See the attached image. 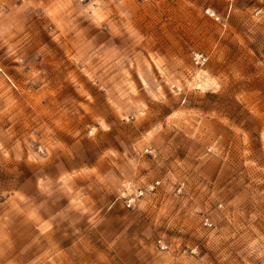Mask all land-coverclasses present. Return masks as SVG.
<instances>
[{
	"label": "rangeland",
	"instance_id": "1",
	"mask_svg": "<svg viewBox=\"0 0 264 264\" xmlns=\"http://www.w3.org/2000/svg\"><path fill=\"white\" fill-rule=\"evenodd\" d=\"M72 2L108 40L3 75L0 264H264V0Z\"/></svg>",
	"mask_w": 264,
	"mask_h": 264
},
{
	"label": "crops",
	"instance_id": "2",
	"mask_svg": "<svg viewBox=\"0 0 264 264\" xmlns=\"http://www.w3.org/2000/svg\"><path fill=\"white\" fill-rule=\"evenodd\" d=\"M50 1L0 0V94L4 95L1 89L6 86L9 93L12 89L5 82L4 74L13 79L17 72L25 76L34 72L46 73L43 77L45 80L40 78L39 88L34 91L27 88L29 80L12 81L17 93L12 94V98L6 96L5 103L18 100L32 105L31 96L34 103L51 99L57 81H47L48 73L53 70L49 67L62 63L60 58L63 56L73 63L74 52L80 45L95 47L100 38L108 40L109 34L101 29L105 17H94L93 13L87 21L86 17L75 15L74 2L69 5L70 0ZM48 55L59 56H55L52 63L47 60ZM35 93L37 95L33 96ZM127 184H130L129 181Z\"/></svg>",
	"mask_w": 264,
	"mask_h": 264
},
{
	"label": "built area",
	"instance_id": "3",
	"mask_svg": "<svg viewBox=\"0 0 264 264\" xmlns=\"http://www.w3.org/2000/svg\"><path fill=\"white\" fill-rule=\"evenodd\" d=\"M205 12L207 14H209L210 16H213L216 19H218V16L215 15V12L212 11L210 8H207ZM256 13H258V12H256ZM192 59L196 65H202L206 61V56L201 52H195V53H193ZM145 150L151 154L153 153V149L147 148ZM154 187H155V183H152L148 186L149 189H153ZM142 194H143V189H139L138 191H136L132 194H129L125 199L126 206L127 207H133L135 205V202L138 199V197L141 196ZM159 243H160L159 245H160L161 249L166 248V245L163 242L159 241Z\"/></svg>",
	"mask_w": 264,
	"mask_h": 264
}]
</instances>
